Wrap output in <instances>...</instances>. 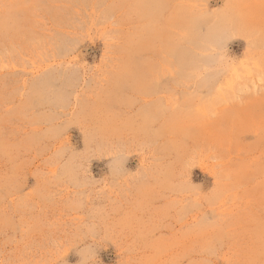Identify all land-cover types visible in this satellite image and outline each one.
Here are the masks:
<instances>
[{
    "label": "rangeland",
    "instance_id": "1",
    "mask_svg": "<svg viewBox=\"0 0 264 264\" xmlns=\"http://www.w3.org/2000/svg\"><path fill=\"white\" fill-rule=\"evenodd\" d=\"M91 253L264 264V0H0V261Z\"/></svg>",
    "mask_w": 264,
    "mask_h": 264
},
{
    "label": "clouds",
    "instance_id": "2",
    "mask_svg": "<svg viewBox=\"0 0 264 264\" xmlns=\"http://www.w3.org/2000/svg\"><path fill=\"white\" fill-rule=\"evenodd\" d=\"M189 166H190V167H193V166H195V165L192 164V162L190 161V162H189ZM94 262H95V253H91V254L89 255V257H88V260L83 261V264H94ZM0 264H4V262H3V261H0Z\"/></svg>",
    "mask_w": 264,
    "mask_h": 264
}]
</instances>
